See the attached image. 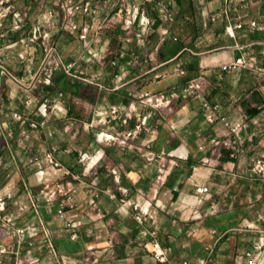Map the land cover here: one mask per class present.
I'll return each mask as SVG.
<instances>
[{
	"label": "crops",
	"instance_id": "1",
	"mask_svg": "<svg viewBox=\"0 0 264 264\" xmlns=\"http://www.w3.org/2000/svg\"><path fill=\"white\" fill-rule=\"evenodd\" d=\"M88 1L97 0H47L46 6L56 12L57 54L64 63L88 66L97 81L69 80L47 56L41 34L31 40L47 24L42 0H12L13 12L2 18L0 187L14 196L5 215L15 223L9 229L0 218V264H162L141 245L142 229L127 215L128 202L145 199L159 206L147 227L169 250L167 264H250L247 254L264 243V73L257 70L264 66V0H171L176 20L168 32L182 41L139 71L119 60L105 81L88 56L99 47L86 49L81 39L94 16L68 11ZM120 1L107 2L100 15L110 13L118 22L122 13L129 19L134 8L147 5L157 9L158 25L164 20L158 0ZM15 14L21 28H15ZM255 20L258 27L250 25ZM241 21L231 36L226 27ZM112 27L116 37L119 26ZM153 32L160 37L165 28ZM21 39L30 42L24 60L18 57ZM239 56L245 67L222 69ZM197 78L203 95L191 98L187 83ZM204 100L219 106L215 122ZM223 117L246 127L236 137ZM105 134L113 141H104ZM14 135L18 140L9 142ZM196 186L210 188L216 212L187 223ZM18 230L27 232L23 240Z\"/></svg>",
	"mask_w": 264,
	"mask_h": 264
},
{
	"label": "built area",
	"instance_id": "2",
	"mask_svg": "<svg viewBox=\"0 0 264 264\" xmlns=\"http://www.w3.org/2000/svg\"><path fill=\"white\" fill-rule=\"evenodd\" d=\"M44 8L46 10V22L47 24L44 25L41 29H37L35 33L32 35L31 40H34L37 36L36 34H41L44 39V45L47 52V56L51 60V62H54L57 65L63 66L68 79H76L77 77H80V75L76 74V63L70 62V63H64L62 58L57 54L54 38L52 35L51 27L54 26V20L56 18V12L55 10L49 8L46 6L47 0H42ZM171 0H158V5L161 7L162 11L165 13V18L167 20H173L175 18L173 9H171L170 5ZM14 7L12 0H0V25H2V18H5L8 16L9 13L13 12ZM68 11L71 16H76L79 12H84L89 16H94V20L99 18V15L102 11V6H100L97 3L88 1L86 3H83L82 5H72L68 6ZM133 17L126 19V25L127 28H130L131 25L134 24V22L138 21L140 25L143 27V34H146V32L149 31V29L155 24V21L151 19L146 11L142 10L140 11V8H134L133 9ZM15 18H17V23L15 25V28H21V19L15 14ZM223 16L225 18H230L229 16V10L224 9L223 10ZM19 18V19H18ZM213 21L217 20V17L211 18ZM258 21H251L250 25L252 27H258ZM72 28L78 29L79 24L75 21L71 23ZM244 23L241 21L235 25H229L226 27V31L231 35H236V29L242 28ZM94 26L93 24H85L82 27L81 32V38L85 41V44L87 47L91 46V39L90 34L93 30ZM168 32V29L165 28V33ZM22 44V50L19 51L18 57L21 60L26 59V56L29 52L30 42L26 39H21ZM92 53V52H91ZM95 56L96 53H94ZM116 64V61L113 62ZM131 64V61L128 62ZM246 66V60L243 56L237 57L234 61L228 62L222 65L223 70H230L237 67H245ZM257 70L260 73H264V66L258 67ZM83 74L85 71H81ZM86 79V78H85ZM197 79H192L188 81L187 83V91L188 96L191 98H199L203 95V90L201 86V81ZM202 106L208 111V120L210 122H215L218 118L217 111L219 110L218 105H213L210 102L204 100L202 102ZM42 109L44 111H49L50 106L49 104H43ZM13 116L17 120H22L23 117L18 113L14 112ZM224 126L230 131L231 134L238 137L240 133L244 130L246 127L245 122H241L239 124L233 125L231 124L226 118H222ZM36 122H32L31 126L37 127ZM141 128V125L137 126V130ZM123 143L127 144L126 139L123 140ZM89 155L88 153H85L83 155V159H88ZM3 164V160L0 157V167ZM162 172L164 170V167L161 168ZM261 169L264 171V163L261 164ZM113 174L117 177V172L113 170ZM40 176H46L45 170L39 171ZM124 193H126V190H122ZM14 196L12 193H6L3 194L2 189L0 187V218L3 219L5 222V225L11 229L14 226L15 218L13 216H6L5 212L8 209V202L13 200ZM194 202L192 204V213L190 217L187 220V223L191 222H204L208 218L211 217L216 212V204L212 201L211 191L210 188L206 186H196L194 194H193ZM210 202V204L207 206V202ZM212 201V202H211ZM123 205H127L126 201H122ZM128 206L131 211L127 212L128 217L132 220V222L136 225H138L141 230V239L143 240L141 245L146 248V250L151 254V256L157 260L158 262L162 264H167L169 262V250L164 248L157 240H156V231L150 230L147 226L150 223H154L155 221V207H159L157 202H153L150 199H145L143 203L140 202H128ZM18 208L20 211H23V207L13 206L12 209ZM3 214V215H1ZM61 214H64V209L61 211ZM17 233L21 235V239L23 240L24 235L27 233L24 230H18ZM148 238H151V241L146 242ZM53 247V245H52ZM1 249V248H0ZM1 251H5V249H1ZM264 252V243L261 241L259 245H257L254 249L253 253H248L247 256L249 258L250 264H259L260 263V257ZM184 264H187V262H184ZM201 264H207V262H201Z\"/></svg>",
	"mask_w": 264,
	"mask_h": 264
},
{
	"label": "rangeland",
	"instance_id": "3",
	"mask_svg": "<svg viewBox=\"0 0 264 264\" xmlns=\"http://www.w3.org/2000/svg\"><path fill=\"white\" fill-rule=\"evenodd\" d=\"M110 1L111 0H97L96 3L102 6V10L106 9L107 11V7L109 6L107 2ZM119 2V4L121 5L122 3L120 0ZM158 8L164 16V20H160L159 25L157 9L150 8L147 5H144L143 8H141L140 6V11H142L143 9L147 14L148 12L151 13L153 18L150 16L149 17L155 21V24H153V26L149 29L148 32H146V34H143V27L138 21L134 22V24L131 25L130 28H127L126 18H124L125 14L123 13L121 14L122 19L118 20V22H115L116 20L110 13L103 12V15H99V18H97L96 20L93 19L92 22L85 23H91L94 26L92 30L93 36H91L92 32L90 34L91 42L93 41V43H91V47H99V50L96 51L97 56H95L94 53L91 52H89L88 56L90 57V59H93V61L96 60L97 64L101 66V70L97 72L98 74L101 72L99 74L100 80L105 81L106 78L109 79L110 75L113 73L114 67L118 64L119 60L123 65H128V67L130 66L132 69L137 71H139V69H141L142 67H152L153 65L159 63L161 59H163L162 51H167L169 47L182 41V39H180L170 31L160 37H157V35H155L156 32L153 31L154 29H157L158 26H160V28H167L169 30L174 27V23L176 20V18H174L173 20H167L165 18V13L162 11L159 5ZM171 9H173L172 6ZM10 24L11 23L9 22L7 23L8 28ZM113 25L119 26L116 37L114 36L115 32L114 34H110L109 32L110 27H112ZM41 28L42 26L39 29ZM14 35L15 34H13L12 31L7 32L8 39L10 40H14L16 38ZM38 39H41L44 44L42 35L39 36ZM183 40L190 42L194 41L195 39L187 38ZM83 45L84 47H86V49L89 48L87 47L85 42ZM114 61H116V64L113 63ZM130 61L131 64L128 63ZM76 70V74L86 78L85 81H97V78L95 79V75L90 73L88 66L79 67L76 64ZM81 71H85V73L83 74ZM154 78L155 77L153 76V79ZM76 79H78V77ZM106 119H109L108 116H106ZM103 137L104 141H113V137L110 134H105ZM16 140H18V137H16L15 135L11 138H8L9 142H15ZM0 228H2L1 225Z\"/></svg>",
	"mask_w": 264,
	"mask_h": 264
},
{
	"label": "trees",
	"instance_id": "4",
	"mask_svg": "<svg viewBox=\"0 0 264 264\" xmlns=\"http://www.w3.org/2000/svg\"><path fill=\"white\" fill-rule=\"evenodd\" d=\"M188 166H191V163L190 162H188Z\"/></svg>",
	"mask_w": 264,
	"mask_h": 264
}]
</instances>
